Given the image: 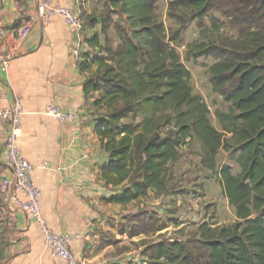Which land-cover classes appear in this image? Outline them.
Instances as JSON below:
<instances>
[{
  "label": "trees",
  "instance_id": "obj_1",
  "mask_svg": "<svg viewBox=\"0 0 264 264\" xmlns=\"http://www.w3.org/2000/svg\"><path fill=\"white\" fill-rule=\"evenodd\" d=\"M159 1L104 0L96 23L102 37L111 28L118 45L105 47L93 34L85 42L91 52L78 57L93 133L107 155L100 181L115 191L102 201L127 205L150 191L170 193L171 167L195 141L200 167L213 175L236 221L201 224L197 238L156 241L143 250L146 264H264V0H171L167 17L177 24L174 31L159 21ZM194 21L202 36L222 28L233 33L189 43L185 53L213 60L211 91L228 105L226 112H214L220 130L193 94L190 72L176 51ZM220 151L238 166L237 174L217 164ZM137 222L147 224L135 226L131 237L166 228L153 214Z\"/></svg>",
  "mask_w": 264,
  "mask_h": 264
},
{
  "label": "crops",
  "instance_id": "obj_2",
  "mask_svg": "<svg viewBox=\"0 0 264 264\" xmlns=\"http://www.w3.org/2000/svg\"><path fill=\"white\" fill-rule=\"evenodd\" d=\"M42 1L0 0V46L9 58L7 72H0V108L21 100L18 146L35 167L32 180L40 190L39 221L0 201V264H66L45 248L44 228L69 239L79 264H128L134 256L130 243L138 237H131L125 225L133 224L127 215L134 202L102 201L115 191L100 181L107 155L93 133L82 91L85 76L78 69V57L91 52L85 42L93 34L103 45L99 23L89 22L99 20L104 0L102 5L99 0H48L77 14L74 27L57 17L42 22ZM88 16L87 23L83 19ZM31 18L36 20L30 34L18 41V29ZM50 104L73 119L62 123L46 114ZM4 175L8 171L0 158V177Z\"/></svg>",
  "mask_w": 264,
  "mask_h": 264
},
{
  "label": "rangeland",
  "instance_id": "obj_3",
  "mask_svg": "<svg viewBox=\"0 0 264 264\" xmlns=\"http://www.w3.org/2000/svg\"><path fill=\"white\" fill-rule=\"evenodd\" d=\"M171 0H160L158 2L157 15L159 21L171 31L178 28L177 24L167 17V5ZM102 5V0L97 2ZM100 16V15H99ZM98 16V19H99ZM215 17L223 21L221 14L215 13ZM88 23L89 16L83 19ZM113 20L114 17H113ZM93 24L97 20H92ZM208 24V19H205ZM92 24V22H89ZM220 35H233L231 31L222 28ZM219 34L206 32L205 35H199L197 22H190L181 34L179 44L176 46L180 61L190 72V86L192 92L202 98L210 110L208 116L211 125L220 130V125L215 118V110L226 112L228 105L216 93L211 91L209 84L208 67L213 60L208 58L191 59L185 56L186 46L195 41H201L207 38H216ZM203 38H202V37ZM103 46L115 49L118 40L114 31L110 28L105 37L101 36ZM181 157L179 161L171 167L175 175V181L172 184L170 193L157 199L155 195L147 196L134 202L130 207L127 219L132 225H127L129 230H135V226L144 229L146 222L136 223L144 214H153L160 223L166 224V228L160 232L144 233L142 236L134 238L131 244V251L134 252L133 258L128 264H144V256L141 254L145 247L159 240H185L198 237V229L201 224L208 226H229L236 221L234 210L228 205L226 199L221 194L219 185L213 175L199 165L200 148L197 142L180 150ZM228 153L220 151L216 157L218 165L224 164L231 168L232 174H237L239 168L229 159ZM157 197V198H156ZM160 198V197H159ZM150 228L151 225L149 224ZM149 228V227H147Z\"/></svg>",
  "mask_w": 264,
  "mask_h": 264
},
{
  "label": "built area",
  "instance_id": "obj_4",
  "mask_svg": "<svg viewBox=\"0 0 264 264\" xmlns=\"http://www.w3.org/2000/svg\"><path fill=\"white\" fill-rule=\"evenodd\" d=\"M77 3L79 0L76 1ZM57 17L74 27L78 18L75 12L60 6H51L48 0L41 2V11L38 18L42 22H49L51 18ZM20 26L17 32L18 41L25 40L31 31L32 22ZM3 35L0 29V37ZM9 65V58L0 46V72L5 74ZM23 107L19 98H14L9 107L0 108V158L8 171V175L0 177V201L5 204L13 203L16 208L29 218L39 221L40 218V190L32 180L35 167L24 159L19 150L18 138L21 126ZM46 114L57 121L66 123L73 119V114L63 113L59 106L50 104L46 108ZM43 243L51 256L59 258L66 264H79L72 250L69 239L63 235L56 234L47 228L43 229Z\"/></svg>",
  "mask_w": 264,
  "mask_h": 264
}]
</instances>
